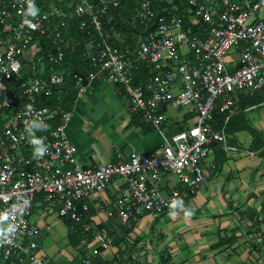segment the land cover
<instances>
[{
  "label": "built area",
  "instance_id": "built-area-1",
  "mask_svg": "<svg viewBox=\"0 0 264 264\" xmlns=\"http://www.w3.org/2000/svg\"><path fill=\"white\" fill-rule=\"evenodd\" d=\"M34 3L35 19L26 15V0H0V216L8 217L0 227L16 228L10 243H0V264H50L30 220L36 198L73 225L88 217L82 227L94 255L112 239L108 226L90 223L91 211L132 230L145 212L170 211L174 198L185 204L208 180L202 163L213 144L238 152L227 144L225 124L242 95L264 90V0H136L125 16L119 0ZM66 8L79 31L75 102L94 80L118 86L128 114L160 139L151 153L132 151L96 166L78 162L66 134L74 105H63L73 47L64 33ZM233 50L237 59L228 60ZM179 108L185 112L172 123L169 111ZM216 113L223 116L219 127ZM33 120L47 126L35 131L47 147L42 157L34 156L26 131ZM111 186L116 199L108 209L102 195ZM79 264L94 263L83 257Z\"/></svg>",
  "mask_w": 264,
  "mask_h": 264
},
{
  "label": "crops",
  "instance_id": "crops-1",
  "mask_svg": "<svg viewBox=\"0 0 264 264\" xmlns=\"http://www.w3.org/2000/svg\"><path fill=\"white\" fill-rule=\"evenodd\" d=\"M123 97L118 86L98 79L76 100L66 134L78 149V162L96 166L124 160L132 151L151 153L160 143L153 132L143 136L141 128L128 125L132 117ZM245 98L225 124L227 144L238 152L212 145L213 154L202 163L208 180L184 204L194 209L191 217L180 210L174 217L170 211L145 212L132 230H126L92 211L90 223L100 224L99 229L108 226L112 239L109 248L100 247L94 255L89 252L94 244L85 242L89 233L72 245L67 220L48 214L36 198L30 220L40 238L44 236L39 253L50 264H79L83 257L94 264H264V140L259 132L264 129V107ZM216 117L219 127L223 122L218 113ZM102 197L112 209L114 186Z\"/></svg>",
  "mask_w": 264,
  "mask_h": 264
},
{
  "label": "trees",
  "instance_id": "trees-1",
  "mask_svg": "<svg viewBox=\"0 0 264 264\" xmlns=\"http://www.w3.org/2000/svg\"><path fill=\"white\" fill-rule=\"evenodd\" d=\"M136 4V0H125L124 3L120 6V14L121 16H125L128 15V13L130 12V10L135 6ZM126 6L124 9H122V7ZM1 7V6H0ZM65 12L67 13V21H66V29L64 30V33L66 34L67 38L69 40H71L73 42V46L76 45V50L75 52L72 51L73 47L71 48V50L67 53V62H68V76L66 78V88H67V94L64 96L63 100V105L65 107V109H71L75 103V98H76V93L73 90V86H72V79L73 76L79 72L80 70V57H79V31L77 29V19L73 16V14L71 13V11L69 9H65ZM262 92H264V90H262ZM261 92L258 94L255 92V94L253 93L252 95H243L240 101H243L244 99H246L245 97L247 96V100L248 102H252V105L256 104V101L260 100L259 103L262 101V99L260 97H258L257 95H260ZM245 96V97H244ZM261 96L264 97V95L261 94ZM263 104V103H262ZM257 105V104H256ZM220 118L222 119L223 122V116L220 115ZM131 120L130 123L128 124L129 126H137L139 128H141V134L143 136L149 135L152 133V129L145 125L140 117L138 115H133L131 116ZM218 117V115H217ZM216 114H214V118H215V124L216 123ZM186 119L191 118L190 116H186ZM220 121V120H219ZM229 122V121H228ZM247 130H249V128H247ZM92 214V211H91ZM88 217H85V219L83 220V223L81 224H76L73 225L72 222L70 220H67L68 226H69V243H71L72 245H76L79 244L80 242V238L85 236V232L83 231V227L82 224L87 222ZM75 230V231H73ZM50 263V262H49ZM8 264V263H7Z\"/></svg>",
  "mask_w": 264,
  "mask_h": 264
},
{
  "label": "clouds",
  "instance_id": "clouds-1",
  "mask_svg": "<svg viewBox=\"0 0 264 264\" xmlns=\"http://www.w3.org/2000/svg\"><path fill=\"white\" fill-rule=\"evenodd\" d=\"M27 2V10L26 15L35 19L39 14V8L35 5L34 0H26ZM25 25L35 29L36 25L32 22V20L25 19L23 21ZM47 126L43 123L42 120H33L29 126L26 128V131L32 137L31 143L34 145V156L42 157L47 152V147L45 146L42 139L35 137L36 130H43ZM170 209V215L173 217L177 215V210L183 212L185 217H191L194 214V209L190 207H186L182 198H174L172 199L168 205ZM8 219L6 215L0 216V223L4 220ZM16 228L13 226H8L7 228L0 227V243H10V237L15 234Z\"/></svg>",
  "mask_w": 264,
  "mask_h": 264
},
{
  "label": "rangeland",
  "instance_id": "rangeland-1",
  "mask_svg": "<svg viewBox=\"0 0 264 264\" xmlns=\"http://www.w3.org/2000/svg\"><path fill=\"white\" fill-rule=\"evenodd\" d=\"M126 6H124V7H122V9H124ZM237 52H235V50H233V52L231 53V54H228L227 56H226V58L228 59V60H230L231 58L233 59V60H236L237 59ZM259 94V93H258ZM261 94L262 95H264V92H261ZM261 94L260 95H257L258 97H260L261 99H262V101L260 102V104H261V106L262 107H264V97L263 96H261ZM260 100H258V101H256V104H259V103H257V102H259ZM263 103V104H262ZM125 108V107H124ZM184 112H185V109L184 108H179V109H170V111H169V115H171V116H173L172 117V119H171V121H172V123H174L176 120H180L181 118H182V116H183V114H184ZM261 134H260V136L262 137V139L264 140V129L261 131H259ZM234 154V153H233ZM48 207H52L53 208V206H51V205H49ZM45 211H46V208H45ZM39 236V237H38ZM41 236L39 235V233L37 234V236H36V241H37V243H38V248H39V251H40V247H39V241L41 240V242L43 241V238H44V236H43V238H40ZM40 242V243H41Z\"/></svg>",
  "mask_w": 264,
  "mask_h": 264
},
{
  "label": "water",
  "instance_id": "water-1",
  "mask_svg": "<svg viewBox=\"0 0 264 264\" xmlns=\"http://www.w3.org/2000/svg\"><path fill=\"white\" fill-rule=\"evenodd\" d=\"M125 0H119V5L121 6L124 3ZM76 50V45L73 46L72 51L75 52Z\"/></svg>",
  "mask_w": 264,
  "mask_h": 264
},
{
  "label": "bare ground",
  "instance_id": "bare-ground-1",
  "mask_svg": "<svg viewBox=\"0 0 264 264\" xmlns=\"http://www.w3.org/2000/svg\"><path fill=\"white\" fill-rule=\"evenodd\" d=\"M93 249H94V246H91L89 252L93 251ZM46 259H47V258H46ZM13 260L16 262V264H20L19 261H18V259H13ZM48 262H49V261H48Z\"/></svg>",
  "mask_w": 264,
  "mask_h": 264
}]
</instances>
